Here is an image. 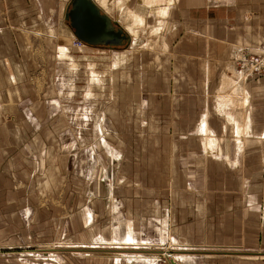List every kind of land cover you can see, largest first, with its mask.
<instances>
[{
  "label": "crops",
  "instance_id": "0c3cea01",
  "mask_svg": "<svg viewBox=\"0 0 264 264\" xmlns=\"http://www.w3.org/2000/svg\"><path fill=\"white\" fill-rule=\"evenodd\" d=\"M70 2L0 0V264H30L20 257L59 264L52 252L43 259L11 251L58 242L85 248L129 232L149 243L145 232L174 239L187 254L181 263L206 250H264V74L245 76L255 136L243 147L232 139L223 153L206 142L228 162L203 152L194 128L202 110L205 134L228 123L208 96L222 74L238 75L233 52L264 51V0L179 3L189 13L176 19L167 76L154 68L145 84L120 86L106 74L118 68L121 52L109 48L106 68L95 66L97 47L71 45ZM124 4L116 7L124 11ZM128 12L133 18L121 16L119 24L138 26L141 17ZM189 170L201 179H190Z\"/></svg>",
  "mask_w": 264,
  "mask_h": 264
},
{
  "label": "rangeland",
  "instance_id": "374dc122",
  "mask_svg": "<svg viewBox=\"0 0 264 264\" xmlns=\"http://www.w3.org/2000/svg\"><path fill=\"white\" fill-rule=\"evenodd\" d=\"M117 2L118 0H108V3L111 5V9L110 11H108V13L114 20H117L119 22V17L121 16L124 18L125 16H132L133 13L131 12L127 13V11H134L138 13L137 15L141 17L142 21L134 29L132 26L135 27L136 25L131 26V24H129L128 22H127L128 25L124 26L125 28L123 27L125 30L129 31L128 33L133 38L138 37L139 39L137 40L135 44L131 45V47L125 48L122 46V47L113 49V50H117L118 52H121L120 58H122L123 60H121V63L118 66V68L113 69L112 71H110V69H107V74H106L107 82L108 83L110 82L109 76L111 75L112 81L118 83V86H120L121 83L128 84V85H131L133 82L141 83V80L143 81V84H145L146 83L145 80H147V82L149 79L152 80V75L155 71L154 68L158 69L157 71L158 73L160 71L165 72V76H167V68L169 66L168 58H169V55L171 54V50H173V53H176L173 42L176 40L178 36L176 32H178L177 30L179 28V23H180V22H177L178 27H176V24H175L176 19L177 20L180 19L179 13L182 16L183 14H185V16H183L185 19L187 18L188 13H189V12L181 11V8L179 6V3L183 6L186 3L185 0H173V3H172V0H123V2L125 3L124 11H120L119 7L118 6L116 7ZM167 6H169L168 10H166ZM200 14L203 15L202 19H205V21H208L209 12L206 15H204V11H202L200 12ZM214 16H215L214 12L210 13V17H214ZM134 22H137V21L134 20ZM134 30H135V33H134ZM194 30L197 33H200L199 25H195ZM210 41L213 42L212 40ZM72 42L73 41L70 42L71 45H73ZM75 49H78V48L75 47ZM103 49H107V50H103ZM96 52L98 53H97V57H94L96 61L95 66L102 65V67L106 66L107 68L108 65L105 64L104 62L106 59L107 61H109V58H111L110 56H112V54H110L109 52V48L97 47ZM233 53L235 56L234 58L231 59L230 66H231V69L234 67L238 71V75L236 73L229 74L230 70L229 72L222 74L220 76L222 79L221 85L219 86L217 90H215V92H211L213 93V95L210 94V96H208L210 101L212 102L211 109L213 110L214 115L217 117L220 116L222 120L227 119L228 123L225 124L224 126L225 128H223L222 126L221 132H218L216 130L214 132L215 134L214 133H211L210 135L205 134L206 133V131L204 130L206 127V124H204L205 115L202 114L204 110L201 111L200 109L201 112H199L197 116L196 124L194 126L195 131L200 134L202 144L205 146V149L203 152L208 153L211 157H214V158L222 156L221 158H219L221 160L223 159L226 160L225 156L222 154L214 153V147L213 148L211 147L213 143L209 144L208 146L206 142L208 143L209 140L211 141L213 140L212 142L216 141V144L218 145V147L220 146V149L222 152L221 147L223 145H229V142L232 141V139H234L236 145L239 144L240 145V146L238 145L239 147H243V145H245L246 142H249V140L256 134L252 128V123H251V106L249 105V102L246 101V97H247V94H249V92L245 85V82H247L248 77L246 78L245 76L247 72H250L249 65H248L249 63L247 59L250 53H248L247 51H240V52H233ZM114 56L115 55L113 54V58ZM102 67L97 68V70L102 69ZM239 70H241V72H239ZM155 75H156L157 81H159L161 79L160 74H154V76ZM175 78L179 79L181 77L177 76ZM182 79H184V76L182 77ZM249 100H250V97H249ZM218 109L219 110L221 109L224 113L223 115L224 116L226 115V116L225 117L221 116L219 114ZM261 136L264 137V130L263 132L261 131ZM263 139L264 138H262V140ZM226 162H228V160H226ZM193 175L195 176V179H201L202 174L200 172H194V170L192 171L189 170L190 179H193L192 178ZM237 205H241V204H237ZM230 206L232 205L230 204ZM246 206L248 207V202L246 203ZM258 211H260L259 206H258ZM97 216L98 215H96V218L99 219V216L98 217ZM129 222L131 223V220ZM106 224H107L106 222L102 223L101 228ZM174 224L175 223H173V232L175 229ZM149 229L154 232L158 230V229H153L152 227ZM130 233L132 232H129L128 235L125 236V238L124 236L122 238L114 236L113 238H111V240L106 239L105 237L102 236L96 241H94L93 244L86 245L89 247H85V248H82V247L73 248L71 247V243H66V242L65 243L58 242V243H53V244L49 243L46 246H43L42 248L38 247L39 245H33L30 248L26 247L21 250L19 249V251L21 252L17 254H14L16 252L11 251V256L13 257L21 256L22 252L30 253V254L38 252L40 253V256H43V257L39 256L40 258L48 259V256H49L48 254L52 252V256L54 257H51V258L61 259V261L60 260L57 261L59 264H68L67 263L68 258L73 259V260L75 259L74 261L75 264H117L116 262L117 259L116 260L114 259L115 258L114 253L116 252L120 253L121 251L122 252L126 251V252L138 253V254L152 252L151 250H145L144 248L140 249L141 246L140 247L137 246L138 244H135V245L130 244V245L121 246V247L127 246L128 248L126 249L121 248V247H99V246L97 247L95 246L96 245L95 243L100 242V241L101 242L103 241L137 242L139 239L138 240L136 239L137 241H135V236ZM154 237L156 236H154L151 232H148V233L145 232V236L143 238L149 239V240L152 239L154 243H156L157 245H160V247H162L163 249H166L167 251L172 250L173 248V252L171 251L170 252L175 254L169 259L166 258V256L159 257L160 260L158 259L157 264H178V263L180 264H264L262 262H257L259 260H262L263 258L261 257L263 256L261 252H264V250H261V249L256 251L259 253H255V252L254 253L252 252H241L240 253V252L223 251V250H210V251L206 250V251H201L198 254L194 255L193 258L190 259L192 261H186V262L181 263L182 260H185L183 257L187 254L184 253V251L177 252V250L179 249L174 248L177 243L174 239L173 241L171 238H168V237L165 239H161L159 238L160 237L159 236L156 238V239L159 238V240L155 241ZM138 242H140V240ZM120 245H123V244H120ZM135 246H137L136 247L137 249H135ZM180 248H182V246ZM70 249H72V251L75 252V255H72L73 253L69 252ZM163 249H158V250L163 251ZM13 251H18V250H13ZM162 251H157V252H162ZM41 252H45L46 254L44 253L41 254ZM88 254H91V255H88ZM95 255L97 256V258L95 257ZM102 256H104L105 258H102ZM181 256L183 257L180 259ZM254 257H258V258L253 259ZM23 258L26 261L28 260L27 262H30V264L38 263V261L32 258H28V257H23ZM121 259L122 261L119 264H135L133 262H140L137 264H142V263L146 264V262L138 258L129 259V261L125 257L123 258L120 257V260ZM41 261L44 263L48 262L50 264H55V261H51V260H45V261L41 260ZM130 261H133V262H130Z\"/></svg>",
  "mask_w": 264,
  "mask_h": 264
},
{
  "label": "water",
  "instance_id": "95a60500",
  "mask_svg": "<svg viewBox=\"0 0 264 264\" xmlns=\"http://www.w3.org/2000/svg\"><path fill=\"white\" fill-rule=\"evenodd\" d=\"M77 39L92 47H128L130 34L94 0H71L65 15Z\"/></svg>",
  "mask_w": 264,
  "mask_h": 264
},
{
  "label": "bare ground",
  "instance_id": "6f19581e",
  "mask_svg": "<svg viewBox=\"0 0 264 264\" xmlns=\"http://www.w3.org/2000/svg\"><path fill=\"white\" fill-rule=\"evenodd\" d=\"M98 5H99V7L102 9V10H104L106 13H108V11H110V9H111V5L108 3V6H107V2H108V0H94ZM173 2V1H172ZM106 5V6H105ZM168 6H167V9L166 10H168ZM109 14V13H108ZM134 16V15H133ZM132 17V16H131ZM133 18V17H132ZM126 19V18H125ZM125 19H124V21H125ZM136 23V22H135ZM134 23V24H135ZM131 26H132V24H131ZM133 27V29L134 28H136L137 26H132ZM125 28V27H124ZM127 28V27H126ZM125 30V29H124ZM137 30H138V28H137ZM125 31H127V30H125ZM127 32H129V31H127ZM134 33H135V30H134ZM131 36V35H130ZM132 37V36H131ZM139 38L137 37V38H133L132 37V45L133 44H135L136 42H137V40H138ZM85 47H87V45H85ZM82 48V47H81ZM120 58V57H119ZM114 68V67H113ZM94 70V69H93ZM97 73V72H96ZM220 111H222L221 109H220ZM219 111V112H220ZM230 116V115H229ZM204 124H206V123H204ZM238 128H239V126H238ZM208 129V128H207ZM206 131H208V130H206ZM213 141V140H212ZM240 146V145H239ZM165 234V233H164ZM124 238H125V236H124ZM137 238H135V241H137L136 240ZM101 240H103V239H101ZM126 240V239H125ZM139 241V240H138ZM116 242V241H103V242H97V243H95L96 245L95 246H99V247H121V246H124V245H130V244H138L137 246H141L140 247V249L141 248H144L145 250H151L152 252H150V253H141V254H138V253H132V252H120V253H118V252H116V253H114V257L118 260V262H119V260H120V257H125V258H127V259H135V258H138V259H141V260H143L144 262H146V264H157V261H158V259H159V257H163V256H166V258H170V257H172L173 255H175L174 253H170V251L171 252H173V248H172V250H169V251H167L166 249H163L162 247H160V245H157L156 243H149V242H147V241H140V242ZM120 244H123V245H120ZM105 245H107V246H105ZM133 245V246H134ZM132 246V247H133ZM137 246H135V249H137L136 247ZM178 246L179 245H177V248H178ZM176 247V246H175ZM174 247V248H175ZM121 248H128L127 246H125V247H121ZM134 248V247H133ZM135 249H133V250H135ZM140 249H138V250H140ZM158 249H163V251L162 250H158ZM176 249V248H175ZM174 249V250H175ZM114 250V249H113ZM121 250V249H120ZM166 250V251H165ZM157 251H162V252H157ZM136 252V251H135ZM138 252V251H137ZM107 254V253H106ZM110 255V254H109ZM109 255H107V256H109ZM180 256V255H179ZM112 257V256H111ZM182 257V256H181ZM45 258V257H44ZM22 260L23 261H25V259L22 257ZM122 260V259H121ZM160 260V259H159ZM28 261V260H27ZM34 261V260H33ZM177 261V260H176ZM178 262V261H177Z\"/></svg>",
  "mask_w": 264,
  "mask_h": 264
},
{
  "label": "built area",
  "instance_id": "2783aa9c",
  "mask_svg": "<svg viewBox=\"0 0 264 264\" xmlns=\"http://www.w3.org/2000/svg\"><path fill=\"white\" fill-rule=\"evenodd\" d=\"M72 44L77 48H81L86 45L77 38L73 40ZM247 59L249 63V70L252 74H264V51L260 53L249 54Z\"/></svg>",
  "mask_w": 264,
  "mask_h": 264
}]
</instances>
